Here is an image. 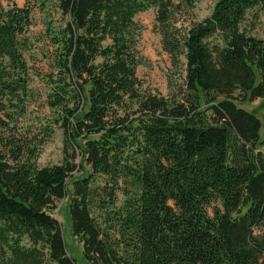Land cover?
<instances>
[{
  "label": "trees",
  "instance_id": "16d2710c",
  "mask_svg": "<svg viewBox=\"0 0 264 264\" xmlns=\"http://www.w3.org/2000/svg\"><path fill=\"white\" fill-rule=\"evenodd\" d=\"M52 1L63 22L44 26L38 123L26 118L30 10L0 6V264H76L50 213L67 194L85 264H264V134L240 106L264 98V36L241 25L264 0H213L199 20L197 0ZM150 7L181 69L170 95L135 72L133 17ZM54 127L62 160L38 166Z\"/></svg>",
  "mask_w": 264,
  "mask_h": 264
},
{
  "label": "rangeland",
  "instance_id": "374dc122",
  "mask_svg": "<svg viewBox=\"0 0 264 264\" xmlns=\"http://www.w3.org/2000/svg\"><path fill=\"white\" fill-rule=\"evenodd\" d=\"M42 1V2H41ZM46 2L45 5H43ZM213 0H197L192 8V18L194 20L202 19L207 16L211 10ZM9 5L27 6L30 10L31 22L24 36L27 37V46L23 52L31 77L32 97L28 107L26 118H30L33 123H38L43 115H49L46 107L43 105V93L45 91L44 73L48 70L49 55L52 50L49 34L53 33L58 24L63 22L58 12L54 8V2L51 0H0L1 7ZM154 9L152 7L138 12L134 15V21L140 26L137 48L144 58L142 64L136 69L137 77L142 81L143 86L150 88L162 95H170L178 84H180L181 74L180 65H172L168 55L162 50L159 35L153 30ZM47 25L52 28L48 34L44 30ZM242 27L252 35L264 36V12L257 8L246 11L241 23ZM182 60V59H181ZM240 106L253 112L260 120L258 131L261 137L264 134V98L255 99L240 103ZM62 140L61 129L54 127L51 136L43 143L36 157L38 166L60 163L62 160ZM79 154L75 156V162H78ZM74 176H77L74 175ZM67 190L70 185L67 184ZM68 194L57 201L55 207L50 211L60 227L64 240L65 248L76 264H85L81 257L80 245L70 233L69 219L67 214Z\"/></svg>",
  "mask_w": 264,
  "mask_h": 264
}]
</instances>
